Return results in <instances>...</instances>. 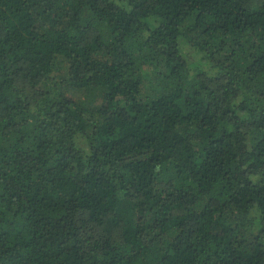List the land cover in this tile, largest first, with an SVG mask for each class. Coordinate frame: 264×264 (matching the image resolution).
I'll use <instances>...</instances> for the list:
<instances>
[{
  "label": "trees",
  "instance_id": "1",
  "mask_svg": "<svg viewBox=\"0 0 264 264\" xmlns=\"http://www.w3.org/2000/svg\"><path fill=\"white\" fill-rule=\"evenodd\" d=\"M0 264H264V0H0Z\"/></svg>",
  "mask_w": 264,
  "mask_h": 264
}]
</instances>
